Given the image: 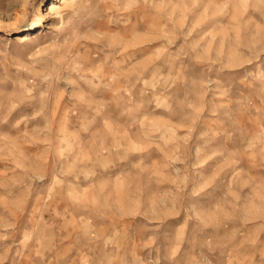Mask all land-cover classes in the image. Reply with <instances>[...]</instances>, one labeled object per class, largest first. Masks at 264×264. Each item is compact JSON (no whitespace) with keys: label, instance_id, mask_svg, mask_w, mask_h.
I'll use <instances>...</instances> for the list:
<instances>
[{"label":"rangeland","instance_id":"rangeland-1","mask_svg":"<svg viewBox=\"0 0 264 264\" xmlns=\"http://www.w3.org/2000/svg\"><path fill=\"white\" fill-rule=\"evenodd\" d=\"M0 264H264V0H0Z\"/></svg>","mask_w":264,"mask_h":264},{"label":"bare ground","instance_id":"bare-ground-1","mask_svg":"<svg viewBox=\"0 0 264 264\" xmlns=\"http://www.w3.org/2000/svg\"><path fill=\"white\" fill-rule=\"evenodd\" d=\"M63 2H64V0H63ZM56 8H57V5L56 4H54V3H52V4H49V8H48V11H55L56 10ZM25 36V35H24ZM22 40V39H21Z\"/></svg>","mask_w":264,"mask_h":264}]
</instances>
